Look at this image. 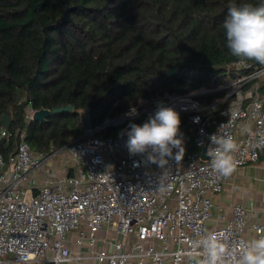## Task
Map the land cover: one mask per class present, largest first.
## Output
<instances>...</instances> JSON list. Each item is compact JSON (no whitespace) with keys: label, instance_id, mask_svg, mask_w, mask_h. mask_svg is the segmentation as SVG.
<instances>
[{"label":"built area","instance_id":"obj_1","mask_svg":"<svg viewBox=\"0 0 264 264\" xmlns=\"http://www.w3.org/2000/svg\"><path fill=\"white\" fill-rule=\"evenodd\" d=\"M235 66L236 78L218 88L142 99L57 151H33L20 131L14 153L0 154V264H57V257L59 264H194L187 255L191 242L208 233L221 236L230 251L258 239L264 223H249L243 204L233 207L229 223L209 224L213 198L226 181L211 168L207 150L215 145L210 136L233 138L237 168L264 155V96L258 82L264 68L252 70L246 61ZM217 91L232 100L213 117L206 111L217 102L203 105L194 97ZM161 105L180 114L177 138L185 148L182 161L169 158L164 168L148 158L144 164L127 147L133 122H148ZM34 112L27 109V121ZM116 127L124 132L106 136ZM0 136L10 137L8 129L2 128ZM149 153L150 148L144 152ZM247 229L256 238H247ZM70 234L77 235L76 252Z\"/></svg>","mask_w":264,"mask_h":264},{"label":"trees","instance_id":"obj_2","mask_svg":"<svg viewBox=\"0 0 264 264\" xmlns=\"http://www.w3.org/2000/svg\"><path fill=\"white\" fill-rule=\"evenodd\" d=\"M243 3L264 0H0V132L3 117L11 118L0 154L14 153L20 131L35 152L64 148L84 133L83 109L98 127L142 99L215 89L236 78L241 60L227 47L223 22L231 4ZM69 8L71 21L63 23ZM258 82L264 96V74ZM194 98L219 102L206 111L213 117L232 100L225 91ZM68 106L71 112L45 123L26 120L29 107Z\"/></svg>","mask_w":264,"mask_h":264},{"label":"clouds","instance_id":"obj_3","mask_svg":"<svg viewBox=\"0 0 264 264\" xmlns=\"http://www.w3.org/2000/svg\"><path fill=\"white\" fill-rule=\"evenodd\" d=\"M223 28L227 47L233 56L241 61L254 60L264 66V3L258 6L252 3L231 4ZM180 124V114L171 107L161 105L148 122L142 126L131 125V130L127 132L129 152L139 154L150 148L148 161L160 168L168 164L169 158L179 163L185 153L182 137L177 138L181 135ZM210 140L215 145L207 150L211 168L220 177L230 178L238 166L232 155L238 149L237 143L228 135L213 134ZM173 149H177L175 154ZM257 233L258 239L240 244L231 251L221 236L208 233L191 242V251L187 255L194 264H264V229H257ZM237 251L240 253L238 259ZM59 261L57 257V264Z\"/></svg>","mask_w":264,"mask_h":264},{"label":"crops","instance_id":"obj_4","mask_svg":"<svg viewBox=\"0 0 264 264\" xmlns=\"http://www.w3.org/2000/svg\"><path fill=\"white\" fill-rule=\"evenodd\" d=\"M218 103V102H217ZM213 216L209 224L212 226L225 225L232 218L233 207L243 204L249 211V223H264V155L256 164L239 167L227 178L224 190L213 198ZM104 233L100 232L101 237ZM247 238H256L251 229L245 231ZM70 247L74 252L78 247L74 244L76 234H70ZM67 264H95L94 261Z\"/></svg>","mask_w":264,"mask_h":264},{"label":"water","instance_id":"obj_5","mask_svg":"<svg viewBox=\"0 0 264 264\" xmlns=\"http://www.w3.org/2000/svg\"><path fill=\"white\" fill-rule=\"evenodd\" d=\"M70 11H71L70 8L66 10L64 17L62 18L63 23H68L71 21ZM175 73H177L176 69L167 72L168 75H173ZM71 111H72V106L63 107V108H55L53 110L41 109V110H37L34 112L33 120L40 122V123H45V122H47V120L50 117H52L53 114L71 112ZM78 114L80 115L81 123L83 125L84 131L92 130L93 124H92V118H91L90 110L89 109H83V110H80L78 112ZM138 121L133 122V124H136ZM10 125H11V118L9 115H5L2 119V127L8 129L10 127ZM130 129H131V127H130ZM205 151H206V149L203 150V158H206ZM138 155L142 158L144 164H146L147 163V155L144 153H139Z\"/></svg>","mask_w":264,"mask_h":264},{"label":"rangeland","instance_id":"obj_6","mask_svg":"<svg viewBox=\"0 0 264 264\" xmlns=\"http://www.w3.org/2000/svg\"><path fill=\"white\" fill-rule=\"evenodd\" d=\"M201 90H207V89H201ZM124 132V129L123 127H116V128H113L112 129V134L110 137H115V136H118L120 134H122ZM214 213H212V216H213Z\"/></svg>","mask_w":264,"mask_h":264}]
</instances>
